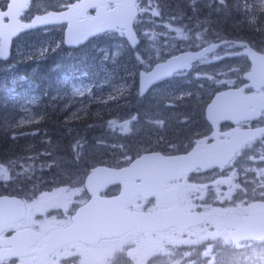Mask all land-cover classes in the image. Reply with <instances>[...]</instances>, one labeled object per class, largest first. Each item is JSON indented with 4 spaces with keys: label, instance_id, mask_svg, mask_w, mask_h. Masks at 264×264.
<instances>
[{
    "label": "snow or ice",
    "instance_id": "1",
    "mask_svg": "<svg viewBox=\"0 0 264 264\" xmlns=\"http://www.w3.org/2000/svg\"><path fill=\"white\" fill-rule=\"evenodd\" d=\"M189 3L196 12L198 0H189ZM208 4L214 5V10L225 18L233 13H243L248 27L264 35V0H208ZM50 6L55 10L45 9L44 15L30 12L25 17L30 22L20 23L16 20L17 9L28 5L12 0L8 10L0 12V17L12 20L17 30L67 20L69 32L77 40L86 35H114L113 29L124 36L126 31L137 63L147 65L148 60L140 56L136 47L139 41L135 38L134 28L139 30L138 26L149 13L151 17H163L165 0H99L87 3L53 0ZM87 8L98 11L96 16L89 18L91 24L84 27L86 12L83 10ZM78 10L79 17L76 15ZM181 15L170 16L169 21L178 20ZM73 20L80 25L75 31L71 27ZM152 23L155 24V20ZM201 23L212 22L206 20ZM166 27L168 32L152 31L144 33L142 38L150 36L156 40L176 32L184 40L190 39L182 29L172 28L171 23ZM207 31L205 28L194 33V38L209 45L204 49L205 53L220 47L205 38ZM217 38L224 45V56L238 57L239 61L237 66L229 65L228 72L221 74L227 76L230 72L235 80L206 75V79L214 85H232L235 88V92L221 93L228 99L215 106L214 114L233 120L237 128H246L247 131L239 136L222 133V143L206 148L201 147L204 141L196 139L204 134L193 132L187 137V145L182 141L176 143L158 137L156 147L137 149L133 156L123 152L124 163L130 168L121 167V174L131 181L133 190L111 201L93 203L97 196L91 186L92 174L87 172L79 179L57 182L69 187H57L56 192H45L34 184L28 197L32 204L0 195V202L16 206L15 209L0 208V264H198L201 256L208 258L202 264H214L213 252L222 247L264 248V43L260 46L248 43L238 45L236 41L224 40L219 35ZM162 52V48L157 49L161 59ZM46 53L47 48L39 49L41 57ZM0 57L7 58L3 49H0ZM223 58L219 54L214 57L216 60ZM191 59L202 61V54L197 53ZM146 71L155 77L151 69L146 68ZM126 87L116 88L115 94L109 98L118 99L125 95ZM246 89L250 95L245 94ZM143 91L141 89V95ZM221 96L217 99L220 100ZM213 112L214 108L210 106L209 113ZM131 119L137 118L133 116ZM114 123L110 122V126ZM153 123L160 128L165 127L163 120ZM127 124L119 126L122 131L129 130ZM211 138L216 139L215 136ZM161 141H164L161 149L165 153L163 156L157 151ZM81 147L80 141L74 145V148ZM142 152L150 155H142ZM181 152L185 155H179ZM79 158L80 152L77 151L76 159ZM22 159L25 165H21L19 160L0 162V179L19 183L20 176L27 177L35 172V166L29 161H36V158ZM246 163L255 166L245 167ZM39 167L52 165L45 163ZM96 171L99 170L93 168V174ZM240 173L243 179L230 182L228 192L218 191L223 183L217 179L218 176L234 181ZM56 193H63V198H57ZM71 196H78L79 199L73 204ZM150 196L154 199L149 200ZM217 201L224 203L225 208L214 209L212 204ZM228 204L233 207H227ZM49 207L63 209L60 215L64 219L56 221V232L46 228V220H31L33 209L47 211ZM21 210L26 212L28 223L23 222L25 215ZM228 223L239 225L241 231H221L222 225ZM9 230L13 233L10 236L6 235ZM180 245H187L188 248L182 249Z\"/></svg>",
    "mask_w": 264,
    "mask_h": 264
},
{
    "label": "trees",
    "instance_id": "2",
    "mask_svg": "<svg viewBox=\"0 0 264 264\" xmlns=\"http://www.w3.org/2000/svg\"><path fill=\"white\" fill-rule=\"evenodd\" d=\"M214 7L209 6L208 0H198L197 11L193 12L189 0H165L163 17L168 13L173 16L182 13L180 17L193 19L186 22L194 21L192 25H196L201 22L196 20L199 16L202 21L210 20L212 23L207 24V28L223 34L225 40H241L257 46L264 43V35L248 27L243 13H233L225 18L216 12ZM190 24L186 23L188 27ZM43 39L42 31L23 36L14 48V55H19L21 61L0 76V162L19 160L21 165H25L22 158L35 157L36 161H29L35 168L45 163L62 164L64 166L62 170L75 177V172H84L91 164L120 162L119 158L123 151L114 148L126 146L131 150L128 155L133 156L137 149L156 147L158 137H163L164 141L176 143L182 141L187 145V137L193 132L203 133L201 137L210 136L212 129L204 119L207 104H197L195 99L191 98L193 101L189 97L193 95L211 100L222 87L197 85L194 82L197 76L192 74L177 78L183 84L168 82L155 90L156 97L152 98L153 91L144 99L137 94V74H130V77L135 78V84L126 89L124 96L118 99H103L108 101L99 100L88 110H83L75 116L63 111L56 94L59 77L67 76L75 71V67L78 71L84 69L88 71L90 67L92 70H99L101 64L104 66L106 55L89 46L79 51H70L60 44L55 49L53 44L45 43ZM41 47L47 48V53L43 57L39 55ZM238 61L239 59L233 63L223 61V65L235 67ZM118 77L122 78L123 75L120 74ZM165 87L168 89L165 90ZM185 93L191 95L188 97ZM101 104L102 107L96 111V107H100ZM23 106L29 108L27 115L23 114L25 110L21 109ZM133 116L137 119L132 121L131 133L114 137L115 135L108 129L110 122L117 118L119 121L129 120ZM156 120H163L166 127L159 128L153 123ZM111 139L113 143L109 142ZM77 141L85 142L89 146L81 152L78 160L74 148ZM164 141H161L157 151L164 153L161 150ZM110 146L114 147L113 150ZM78 163L83 167L74 166ZM57 168L59 167L42 172L35 170L27 177L22 175L18 178L19 183H13L10 190L17 193L22 192V189L33 188L34 184L43 186L40 180L53 181L57 178L66 180L62 176L53 175ZM217 253L219 256L217 264H264V248L257 247L255 250L220 248Z\"/></svg>",
    "mask_w": 264,
    "mask_h": 264
},
{
    "label": "rangeland",
    "instance_id": "3",
    "mask_svg": "<svg viewBox=\"0 0 264 264\" xmlns=\"http://www.w3.org/2000/svg\"><path fill=\"white\" fill-rule=\"evenodd\" d=\"M2 0H0L1 3ZM44 6H38L37 9H39V11H43L47 9V7L45 9H43ZM148 19L145 21L144 25L142 26V37L144 33H151L152 31H157V32H164L162 31V23H160V25L158 24V22H156V19L154 17H151V14L147 15ZM199 17V16H198ZM155 20V24L152 23V21ZM203 22V21H201ZM196 23V30H190L186 28V23L184 22L182 25L178 26L179 23L177 22H171V26L172 28H180L182 29L185 34L190 38L189 40H184L182 37H180L176 32H170L169 35L164 36L162 38H157L156 40L151 39V37H147V38H142L145 42V44L143 46H141L139 48V54L142 58L147 59L148 63L147 65H140V67H138V63L136 59V53L133 54V56L135 57V59L131 58L130 55H132V53L129 51L128 46L125 44L124 42V38L120 37V36H114V37H106L104 39H101L100 42L103 45H109V48L106 49H102L104 51V53L109 54L110 55V63H115L110 67V71L108 73V75L105 74H101L100 72H98V70L95 73L92 74H76L68 79H66L64 82H62V86H61V90H59V92L57 93L58 96V100L61 102V109L63 111H67L71 114L75 113V114H79L81 113L83 110H85L87 107H92L91 104V100L94 98H97V102L99 100H103L106 98H109L110 96L113 95V93H115V89L121 86L126 85V89H130V85L133 86L134 84V78L133 77H129L130 74H134V73H138L141 70H145L147 69H151L154 65L162 61H165L167 58L175 56L177 52H179V49L181 48V46L187 48V49H193V48H197L200 49L204 46H207L208 44L206 43H202L198 38H194V33L196 32H201L203 31L205 28L208 29L206 27L207 24H202V23ZM168 25V23L165 25V27ZM167 28V27H166ZM168 30V28H167ZM169 31V30H168ZM166 31V32H168ZM189 31V32H187ZM217 35L216 31L214 29L208 30L207 33L205 34V38L207 40H209L210 42L213 43V41L217 40ZM173 37H176V39H172ZM169 44H171V47L169 46ZM91 49H100L101 50V46L98 44H94L93 46H89ZM163 49L162 55H163V59H161V56L159 54H157V49ZM242 51V50H241ZM101 54H103L101 52ZM220 56H223V59L220 60H216L213 58H211V60H208L207 62L203 63L201 66L203 68H207L209 65L212 64V62L214 60L216 61H223L225 60V58L230 59L231 61H234L236 59H238V57H232V56H224V52L221 50V52L219 53ZM17 59L15 60L16 62L20 61V57L17 56ZM117 63V66H116ZM16 64V63H15ZM103 66V64L100 65V68ZM199 67V66H198ZM132 68V71H128V69ZM201 68V67H200ZM123 75L122 78H119L118 75ZM232 74L229 72L227 76H231ZM129 77V79H128ZM223 78V77H222ZM128 79V81H126ZM138 94V92H137ZM124 96V95H123ZM157 96V92L153 93V97ZM103 101H108V100H103ZM102 104L100 107H96V111H98V108H101ZM90 111V110H89ZM93 113V112H92ZM94 114V113H93ZM131 119L127 120V119H123L120 120L117 119H113L112 121H114L115 123L112 124L111 126H109V131H112V134H114L116 136L118 135H129L131 133V124H132V120ZM125 122H128L127 127H128V131H122L121 128L119 127L120 125L125 124ZM166 127V126H165ZM164 127V128H165ZM160 128V127H159ZM122 141V140H119ZM109 142H114L112 141V139ZM82 147L81 148H76V152L79 151L80 152V156H81V152L86 150L87 148H89L88 145L85 144V142H81ZM121 145H123L121 143ZM112 146H110L111 148ZM114 147H112L113 149ZM128 147H118V148H114V149H118L120 151L123 152H127V154L129 152H131L130 149H127ZM75 152V154H76ZM76 157V156H75ZM122 159H124L123 155L121 156ZM248 166H255V165H249V164H245V167ZM41 170L43 171H48L45 169H42L40 167ZM37 170V167H36ZM39 171V170H37ZM41 172V171H39ZM11 174V172H9V175ZM240 179H243V174L240 173L237 175L236 177V182H238ZM13 183V181L10 180H3L0 179V183L2 184V186L4 187V189H6L8 183ZM228 192V187L225 190V193ZM227 207H233L231 204H228ZM225 208V206H224ZM238 225H233L231 223L226 224V228L225 230H221L223 232H227V229L229 231V229L236 227ZM213 244H215V242H213ZM182 264V262H181Z\"/></svg>",
    "mask_w": 264,
    "mask_h": 264
},
{
    "label": "water",
    "instance_id": "4",
    "mask_svg": "<svg viewBox=\"0 0 264 264\" xmlns=\"http://www.w3.org/2000/svg\"><path fill=\"white\" fill-rule=\"evenodd\" d=\"M6 1L10 2L9 3V6H10L12 3V0H6ZM33 1L34 0H16V3L20 4V5L27 4L29 6ZM27 10H28V7L17 9L18 14L16 16V20H18L20 23H22L20 21V19L23 16V12H25ZM0 12H2V11L0 10ZM77 17H79V16H77ZM8 20H9V23L6 24L5 18L0 17V41H1L0 49L4 50L6 57H7L6 59L0 57V62H6V61L10 60L11 54H12L13 43L21 34L26 33V32L35 31V30H40L41 28L51 27V26H55V25H62V24H68L70 27L69 21L62 20V21H59L56 23H51L48 25H38L34 29L17 30V25L12 20H10V19H8ZM90 24H91V20H88V21L84 22L83 26L87 27ZM69 27L67 28L66 37H65V45L68 48H79L80 46L87 44L90 40L94 39L96 36L100 35V34H97L95 36L86 35L79 40L73 39L72 35L69 32ZM71 27H72L73 31H75L78 27H80V25H78L76 20H73L71 23ZM113 30H115V29H113ZM126 35H127V32H126ZM216 49H213L212 51H209L207 53H205L204 51L200 52L202 54V58H204L207 54L213 53ZM196 54L197 53H185L179 57H174V58L168 60L166 63L160 64L159 66L155 67V69L153 70L154 71L153 73H155V77L148 75L147 77L144 78V76L141 74L140 91H141V89H143L144 91H143V95H141V94L140 95L143 97L144 95L148 94L149 91L154 86L161 84L162 82L166 81L170 77H173L175 74H177L179 72L191 70L192 67H185V66L189 65V64L193 65L195 62L199 61V60L191 59V57L196 55ZM229 92H235V90L227 91V92H223V93H229ZM218 96H221V94H218L213 99L212 103L208 106V108L206 110L207 121L214 127L215 134L213 136H215L216 138L218 135V133H217L218 126L221 123L230 122L231 124L237 126L233 120L225 119V118H222L220 116H215V114H214L215 113V106L222 104V103H225L226 100L228 99L227 97L221 96V99L218 100L217 99ZM210 106H212L214 108L213 113H209V107ZM210 116L213 118H210ZM242 133H244V132L237 128V129H235V131H232L230 134L239 136ZM220 143H222V141L218 140L217 142H215L213 144H220ZM201 147L206 148L207 146H201ZM161 156H163V155H161ZM154 162L155 161H142L141 163H154ZM111 173H116V174L112 175ZM124 180H126L125 175L121 174V171L99 169V171L97 173L92 175V182L98 183V184H100V186L109 185V184H111V185L118 184V183H122ZM128 181H129V183L127 185H124V190H123L124 195H128L129 192L131 190H133L131 181L130 180H128ZM3 207H11L13 209L16 208L15 205H8V204H4L3 202H0V208H3ZM257 211H259V210H257ZM240 231H237L235 233H239Z\"/></svg>",
    "mask_w": 264,
    "mask_h": 264
},
{
    "label": "bare ground",
    "instance_id": "5",
    "mask_svg": "<svg viewBox=\"0 0 264 264\" xmlns=\"http://www.w3.org/2000/svg\"><path fill=\"white\" fill-rule=\"evenodd\" d=\"M36 5L38 6L39 5V2H37L36 3ZM43 9H45V7L43 8ZM29 14H25V17L26 16H28ZM149 15H150V13H149ZM170 16H173V15H171V14H167V16H165V17H154L155 19H156V22H158V23H162V24H169V23H171V22H177V23H179L178 24V26H180L183 22H186V21H192L193 19H185L183 16L182 17H180L178 20H171V21H169V17ZM147 19H148V16H147ZM196 20H199V21H202L203 19H201V18H198L197 17V19ZM28 21V20H27ZM28 22H30V21H28ZM40 31H42V32H44V39H43V41L45 42V43H52V42H54L55 40H56V38L57 37H59V36H62V37H66V32H67V28H65V27H63V28H61L57 33H48L47 31H46V29L45 28H41L40 29ZM99 36H96L95 37V39L96 38H98ZM49 45V44H48ZM175 57H179L177 54L175 55ZM86 70V69H85ZM84 70V71H85ZM7 71H10V69H7ZM151 72L153 73L154 71L153 70H151ZM142 75L144 76V78L145 77H147L148 75H150L147 71H143L142 72ZM206 75H208V74H202V75H200V76H197L195 79H194V82H195V84H208V85H214V84H212V82L211 81H208L207 79H206ZM233 77V79L235 80L236 79V77L233 75L232 76ZM68 78H70V77H68V76H65V77H62V78H60L59 77V80L57 81V88H58V90H61V86H62V82H64L66 79H68ZM218 78H220V79H222L221 77H218ZM146 80V79H145ZM167 80H169V82H178L179 84H183V82L181 81V80H177V78H174V77H170L169 79H167ZM249 83H250V81H248ZM181 86H179V88H180ZM59 92V91H58ZM149 93H151V90L149 91ZM188 97L190 96V95H187ZM190 99L191 98H193V99H195V102L197 103V104H207V105H209V104H211L212 103V99L211 100H204V99H202V98H200L199 96H193V95H191L190 97H189ZM193 99H191V100H193ZM194 101V100H193ZM205 119V122L207 123V124H209V122L207 121V118L205 117L204 118ZM52 168H55V167H51V169ZM53 175H57V177H60V176H62L64 179H66V180H69V179H79L78 177H72L71 175H69V174H67L64 170H62V169H60V168H57V171H54V173H53ZM57 182H60V179L58 180V178L57 179H55L54 180V185L53 186H55V185H61V183H57ZM91 186L93 187V189L95 190L97 187H99L100 186V184H98V183H95V182H91ZM98 198L100 197V196H97Z\"/></svg>",
    "mask_w": 264,
    "mask_h": 264
},
{
    "label": "flooded vegetation",
    "instance_id": "6",
    "mask_svg": "<svg viewBox=\"0 0 264 264\" xmlns=\"http://www.w3.org/2000/svg\"><path fill=\"white\" fill-rule=\"evenodd\" d=\"M95 14V11H92L89 15L93 16ZM217 179L223 181V183H221V185L218 188V191L221 193H225L224 191V184L226 183V178L222 175V176H218ZM121 189L119 187H112L109 188L106 192H104L102 194V196L104 197H116L120 194ZM57 198H63V193H56ZM79 199L78 196H71V200L73 202V204ZM218 203V208L217 209H222L224 207V203L217 201ZM71 208V205L69 206ZM63 212V209H57V208H51L49 207L47 209V211H43L41 210H36L33 209V213L31 215V220L32 221H45L46 220V228L51 230L52 232H56L58 230L57 228V224L56 221H60L64 219V216L60 215V213ZM53 217L55 219H53ZM25 223H28L29 221L27 220V217L25 218V220L23 221ZM222 227H224V225H222ZM12 231H9L6 233V235H12ZM200 235H203V233H200ZM182 249H186L188 248L187 245H180L179 246ZM196 247H199L198 245Z\"/></svg>",
    "mask_w": 264,
    "mask_h": 264
}]
</instances>
